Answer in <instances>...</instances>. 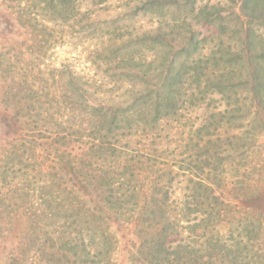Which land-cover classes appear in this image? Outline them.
I'll use <instances>...</instances> for the list:
<instances>
[{"label": "rangeland", "instance_id": "rangeland-1", "mask_svg": "<svg viewBox=\"0 0 264 264\" xmlns=\"http://www.w3.org/2000/svg\"><path fill=\"white\" fill-rule=\"evenodd\" d=\"M34 2V17L42 23L37 27L39 36H34L40 40L36 44L28 40L26 24L12 27L4 21L11 7L19 3L0 4L1 110L7 103L6 92L16 86L21 70L27 68L30 77L27 82L23 80L26 85L54 90L52 93L57 95L64 88L77 87L75 95L86 91L90 99H97L93 100L95 104L102 102L116 110L110 141L118 151L128 152L125 157L131 160L126 177L141 191L148 188L153 177L165 174L159 179L167 187L159 190V195L164 197L169 191V202L183 201L190 192L187 178L191 175L186 165H191L194 173L202 171L200 179L212 181L216 194L236 197L237 205L246 200L237 192L238 182L254 185L253 197L245 203L260 215V227L259 221L250 231L234 229L227 221L219 229L209 227L226 238L235 231L232 237L238 235L241 244L238 250H232L241 254L240 258L247 257V264H264V103L255 100L251 104L243 84L249 74L244 52L251 45L246 46L244 40L251 36L246 37L249 25L241 1L71 0L59 9ZM22 9L28 11L27 5ZM251 28L264 36L263 27ZM228 70L236 73L233 82L237 85L231 89L215 83L217 79L224 81ZM124 107L129 108L128 114L117 117ZM1 123L0 119V153L4 133L10 132ZM117 153L110 158L112 161L118 160ZM152 157L157 159L159 171L147 166ZM7 159L0 155V172L14 160L9 156ZM51 159L47 165L55 162ZM204 160L210 164L206 166ZM216 167V173H212L210 168ZM99 181L95 178L92 183ZM23 183L17 179L13 188L20 190ZM30 203L35 207L34 201ZM140 206L133 208L129 202L125 209L128 216L113 214L109 209L101 212L105 245L99 248L102 254L94 264H140L141 256L135 253L144 239L145 222L137 214ZM9 207V216L34 210H22L17 204ZM242 211L236 207L233 216H240ZM5 220L0 225V264H79L72 256L50 262L40 249L24 256L21 247L29 225L26 228L24 220L7 227ZM49 222L51 219L44 218L38 223L49 226ZM228 230L230 233L224 232ZM97 231L95 240H100ZM179 237V233L169 234L165 243L173 244ZM208 264L231 262L213 256Z\"/></svg>", "mask_w": 264, "mask_h": 264}, {"label": "trees", "instance_id": "trees-1", "mask_svg": "<svg viewBox=\"0 0 264 264\" xmlns=\"http://www.w3.org/2000/svg\"><path fill=\"white\" fill-rule=\"evenodd\" d=\"M7 1L19 4L11 7L7 16V20L11 21L6 22L5 19V23L12 27L16 23L19 26L26 24L29 30L28 40L39 43L40 40L34 36H39L37 27H42V23L34 17L35 0H0V4ZM38 1L47 8L59 9L71 0ZM240 1L249 25L246 37L251 36V39L244 40L246 46L251 45L246 47L248 52L243 51L247 55L244 59L249 73L245 75L247 78L243 79V84L246 85L251 104L255 100L264 103V36L262 33L256 34L251 28H264V0ZM26 5L28 11L22 9ZM41 20L46 19L44 17ZM39 68L37 71L41 70ZM235 74L231 70L226 71L224 81L217 79L216 85H228L226 88L231 89L233 85H237L233 82ZM29 77L27 68L21 70L16 86H11L6 92L7 103H4L3 111L0 108L1 125L10 129V132L4 133L6 137L1 142L4 149L0 155L5 160H8V156L14 158L0 172V225L5 219L3 224L7 227L14 221L24 220L25 223L22 224H26V228L29 225L30 231L25 234L27 241L21 247L24 256H28L29 251L36 253L40 249L42 256L48 257L50 262L60 257L68 259L72 256L74 263H96L94 259L102 254L99 248L105 245L101 212L109 209L113 214L128 216L125 209L130 202L133 208H138L141 204L137 214L145 222V229L142 230L143 244L135 251L141 256V260H138L140 264H208L213 256L217 259L227 258L231 264L249 262L245 260L247 257L240 258L241 254L232 250L234 247L238 250V245L241 244L238 235L236 238L232 237L235 231H224L230 233L226 238L218 234L219 230L212 231L209 226L219 229L220 224L227 221L234 229L238 227L243 228L239 231H250L255 229L256 221H259L257 224L260 227V215L253 206L245 203L253 197L254 185L237 181V192L242 198H246L237 205L236 197L228 199L222 193L216 194V186L213 187L212 181L200 179L202 171L194 173L191 169L193 167L186 165L191 175L187 178L190 192L183 201L173 199L169 202V191H165L164 197L159 195V190L166 189L164 181L159 179L165 174L153 177L152 181L149 180L151 182L147 191H141V188L133 186L126 177L131 160L126 158L128 152L123 149L118 151L110 141L116 110L102 102L95 104L93 100L97 99H90L86 91L81 96L75 95L78 94L77 87L71 90L64 88L62 94L57 95L52 93L54 90L37 89L31 83L26 85ZM85 85L88 87L87 82ZM171 107L175 108L174 105ZM119 112L117 117L128 114L129 108L124 107ZM116 151L118 160L112 161L110 158ZM139 156L142 157L140 154ZM49 157L55 161L52 165H47ZM152 158V163L147 166H154L159 171L161 168L156 167L157 159ZM204 163L206 166L210 164L206 160ZM210 170L216 173L217 167ZM20 178L24 182L22 189H14V181ZM95 178L100 181L92 183ZM31 201H34L35 207L31 206ZM10 204L22 205V210L25 211L34 210L33 213L21 212L9 216ZM236 207L243 211L235 218L233 214ZM44 218L51 219L49 226H40L38 223H43ZM96 231L99 233V241L95 240ZM178 233L180 237L178 241H174V245L165 243L167 235ZM181 233L187 236L182 237ZM212 251H216L215 254Z\"/></svg>", "mask_w": 264, "mask_h": 264}]
</instances>
